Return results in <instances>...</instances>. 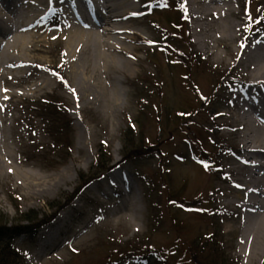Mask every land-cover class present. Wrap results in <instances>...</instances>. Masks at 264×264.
I'll list each match as a JSON object with an SVG mask.
<instances>
[{"label":"rangeland","instance_id":"rangeland-1","mask_svg":"<svg viewBox=\"0 0 264 264\" xmlns=\"http://www.w3.org/2000/svg\"><path fill=\"white\" fill-rule=\"evenodd\" d=\"M127 1L139 14L129 22L139 39L111 41L130 56L108 50L112 59L106 63L94 51L84 56L90 63L94 94L83 93L81 98L68 93L67 85L76 83L78 76L68 66L65 41L52 40L41 58L54 66L47 72L53 87L38 99H13L0 105V220L7 226L27 225L22 219L35 214L31 211L39 219L68 214L57 240L40 254V235L50 224L36 235L12 239L20 258L17 264H191L190 255L183 256L185 249L215 231L223 235L227 264H264L262 254L250 261L241 251L242 227L237 208L231 205L239 198L225 179L229 166L223 165L239 164L235 161L239 145L224 126L228 117L221 115H233L231 100L242 97L239 92L245 88L248 72L244 57L256 40L264 38V0H231L233 15L228 19L238 25L236 38L225 39L226 46L218 44V23L208 21L215 40L208 39L207 50L200 43L202 30H197L194 6L188 0H168L169 6L155 5L160 0ZM60 12L51 11L42 27L58 25ZM175 21L183 22L190 34L197 61L191 71L172 55L173 48L187 50L172 35ZM126 61L131 65L126 66ZM100 83L107 84L106 98L97 87ZM143 99L147 105H141ZM50 100L64 104L62 113L55 112L57 107L51 108L53 112L45 109ZM178 114L184 116L182 120ZM64 120L73 132L69 153L51 130ZM130 127L135 143L143 141L145 149L125 162V135ZM102 150L111 155L109 167L123 161L114 175L119 180L125 176L126 191L114 188L113 193L105 184L110 180L109 167L94 169ZM203 152L214 160L208 170ZM61 174L66 178L63 184ZM101 175L103 179L94 181L74 202L72 198L68 208H56L76 194L83 179ZM126 177L131 181L127 183ZM103 190L108 197L102 196ZM175 196L192 200L206 196L209 202L198 211L171 203ZM139 237L163 253L144 259L128 253L127 243Z\"/></svg>","mask_w":264,"mask_h":264},{"label":"bare ground","instance_id":"bare-ground-1","mask_svg":"<svg viewBox=\"0 0 264 264\" xmlns=\"http://www.w3.org/2000/svg\"><path fill=\"white\" fill-rule=\"evenodd\" d=\"M188 1L194 6L197 30H202L200 43L205 50L209 48L208 39H214L209 34L214 29L209 27L208 21L218 23V44L226 46L225 39L233 41L236 38L238 25L228 19V15H233L231 0ZM50 10L61 11V20L54 27H42ZM138 15L127 0H0V105L13 99H38L53 87L47 72L54 66L41 58L52 40L65 41L68 66L78 76L76 83L67 85L68 93L81 98L83 93L94 94L88 77L90 63L84 56L94 51L95 57L105 63L112 59L106 54L108 50L130 56L114 47L111 41L117 38L123 43L124 40L139 39L129 25ZM100 27L104 29L97 33L96 29ZM125 64L131 65L128 61ZM243 64L248 69L247 82L242 97L231 100L235 113H221L228 117L224 126L238 141L235 161L239 164L227 161L223 165L229 166L225 179L236 188L239 198L231 205L237 208V222L242 227L241 251L253 261L259 254L264 259V38L251 46ZM99 85L101 95L106 98L107 84ZM3 122L6 123L5 118ZM2 146L4 148L5 143ZM65 181L61 174L60 183ZM115 182L118 178L114 174L105 182L113 193H116L114 188L119 190ZM102 196L108 197V191L103 190ZM67 216L63 214L42 231L40 239L43 243L38 254L57 240Z\"/></svg>","mask_w":264,"mask_h":264},{"label":"trees","instance_id":"trees-1","mask_svg":"<svg viewBox=\"0 0 264 264\" xmlns=\"http://www.w3.org/2000/svg\"><path fill=\"white\" fill-rule=\"evenodd\" d=\"M160 2L162 4H165L167 2V0H160ZM159 3V2H158ZM157 2L155 3L158 4ZM184 6L181 5V10ZM184 11V9L182 10V12ZM172 32H173V36H177L178 39L182 40L184 42V44L187 46V50L186 51H181L179 49H175L173 48V56L175 58L176 61H179L180 63H182L184 66H186V68L191 71L193 69V67L197 64L196 61V56H195V51H194V47L191 44L189 35L187 34L185 31V24L183 22L180 21V23H178L177 21L172 22ZM159 91L162 90L161 87V83H159ZM142 106H144L145 104H148L147 100H142ZM46 103L48 104L49 108H45L46 110L49 109L50 112H53V110L51 108H56L57 110H55V112H60L62 113V106H64V104L59 103V101L57 100H50ZM65 112V111H64ZM63 112V114H65ZM184 115V114H183ZM178 118H180L182 120V118L184 116H182L181 114L177 115ZM65 119V118H64ZM71 126L69 124V122L67 121H63L62 124L56 128V127H51V130L53 133H55V139L58 143V145L62 148L65 147L67 153H69V151L71 150V146H72V130L70 129ZM131 134V138L129 136V134ZM126 136V142L124 145V161H129L130 158L133 156L134 153H140L142 150L145 149L144 145H143V141H142V145H137L135 143V135H134V130L133 127L129 128V131L127 132ZM104 150V149H103ZM101 151V159L100 157L97 158L96 161V165L94 166V169L99 168L102 171L104 170V168H108V166L110 165L111 162V155H109L104 151ZM204 160H206V162H209L210 164H212L213 160L207 156L206 152L202 153ZM95 178L89 179L88 181H85L83 179L82 184L78 187V190L76 192L75 195L71 196L70 199L67 200V203L63 205H58L56 208H58L59 210L63 209L64 207H66L70 201L72 200V198H74L77 194H79L84 187H86L91 181H93ZM199 200H192V199H188V198H179L177 196L175 197H171L170 201L171 203H176L178 205H181L183 208H188V209H201V207L205 204H207L209 201L208 199H206V196H203L201 198H198ZM32 214H27L23 217L22 221L24 222H28L29 224L27 225H10L7 226L8 224H5L3 221L0 220V264H17V261L20 260L18 253L13 249V244L11 242L12 239L20 236V235H36L38 230L43 227L44 225H47L49 223H51L56 216L58 215V213H54L52 215L49 216H45L44 219H39V214L31 211ZM202 239V238H201ZM199 240L197 242H194L190 245H188V247L185 249L184 252V257L189 254L190 258L189 261L191 264H227L228 260L225 257V251H224V238L223 235L221 233V231H215L213 232L210 236H207L205 239ZM110 241L112 244L115 245V240L113 238H110ZM4 243V244H2ZM3 245V246H2ZM127 248L129 249L128 253H133L138 255L139 258H145L147 256H151V255H157L160 256L161 253H163V250H157L155 248L150 247L146 241L144 240V237H139L137 240H133L129 243H127ZM119 250H116L115 253H117ZM128 251V250H127ZM120 254H125V251H119ZM125 252V253H124ZM232 264V263H231Z\"/></svg>","mask_w":264,"mask_h":264},{"label":"snow or ice","instance_id":"snow-or-ice-1","mask_svg":"<svg viewBox=\"0 0 264 264\" xmlns=\"http://www.w3.org/2000/svg\"><path fill=\"white\" fill-rule=\"evenodd\" d=\"M61 2H62V0H61ZM184 12H185V16H187V11H186V9H184ZM134 15H136V14H134ZM251 19V18H250ZM255 23L256 24H260V20L259 19H257V20H255ZM58 31L60 30V29H57ZM53 39H56V37H53ZM154 43V42H153ZM241 47H243V45H241ZM58 79H63L62 77H59L58 76ZM5 91H7V89H5ZM74 91V90H73ZM5 99H7V97H5ZM78 99V98H77ZM0 110H2V106H0ZM33 134H35V133H33ZM211 165L210 164H208L207 162H204V167H205V170H208V168L210 167ZM200 211H204V210H200Z\"/></svg>","mask_w":264,"mask_h":264}]
</instances>
